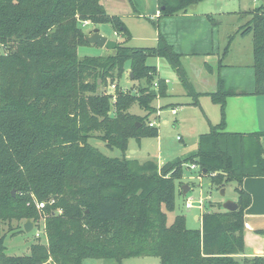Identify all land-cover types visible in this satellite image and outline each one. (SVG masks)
Segmentation results:
<instances>
[{
    "label": "trees",
    "instance_id": "16d2710c",
    "mask_svg": "<svg viewBox=\"0 0 264 264\" xmlns=\"http://www.w3.org/2000/svg\"><path fill=\"white\" fill-rule=\"evenodd\" d=\"M201 1L157 0L158 21ZM245 15L249 20L228 37L225 51L235 34L251 37L252 95H264V6ZM85 22L109 25L121 41L106 54L79 58L77 49L88 45ZM128 39L123 20L109 15L100 0H0V225L11 230L16 222L18 233L26 220L36 225L43 219L46 239L45 245L31 244L28 255L8 256L0 234V264L120 263L131 257H156L159 264H264L262 256L240 257L243 211L250 203L242 183L264 177V132L225 131L226 98L248 93L228 89L218 78L216 92L207 96L219 108V121L198 135L194 152L161 166L127 159L129 140L159 135L148 118L166 85L151 60L168 63L189 105L198 106L200 97L165 35L158 31L155 46L146 48L129 47ZM125 72L131 74L129 91L119 85ZM111 85L113 94L106 90ZM134 105L144 116L129 112ZM92 138L120 157L104 155ZM192 164L210 187L233 186L237 194L235 211H205L198 230L187 228L183 215L167 222L182 194L185 165ZM44 202L40 213L36 203Z\"/></svg>",
    "mask_w": 264,
    "mask_h": 264
},
{
    "label": "crops",
    "instance_id": "0c3cea01",
    "mask_svg": "<svg viewBox=\"0 0 264 264\" xmlns=\"http://www.w3.org/2000/svg\"><path fill=\"white\" fill-rule=\"evenodd\" d=\"M100 2L109 15L118 16L123 22L141 18H148L151 24L159 22L157 30L167 37L174 51L181 55L180 62L183 71L193 90L200 94L198 106L189 105L191 100L187 97L176 73L168 63L162 58L151 60V63L156 67L157 78L164 80V82L167 81L165 83L166 96L158 98L152 104L156 109V117L166 107H170L171 111H176L174 116L185 107H196L206 110L207 116L205 117L208 126L217 124L219 108L211 102L207 94L216 92L218 78H220L226 88L236 92L248 93L247 95H235L226 98L225 131L230 133L264 132V95H252L254 90L252 47L244 46L246 47L244 48L241 46L240 54L234 60L226 62L232 55L234 42L240 36L235 34L228 50L225 51L229 36L226 44L222 47L218 38L217 26L222 21L215 24V19H218L216 15L199 12L190 13L188 7L184 13L158 21L157 0H100ZM113 35L116 39H120V36L115 32ZM245 38L242 37V39ZM153 46L155 45L151 47ZM128 75L129 73H125L122 78L126 86L132 85L126 79ZM208 103L214 106L216 110ZM164 124L167 122L165 121ZM134 159L138 160L135 157ZM145 160L148 159L138 161L143 162ZM156 162L159 165L165 163L158 160ZM242 189L249 195L250 203L243 211L244 248L240 257H264V177L245 178ZM193 219L199 222V228L196 229H200L199 217L194 216Z\"/></svg>",
    "mask_w": 264,
    "mask_h": 264
},
{
    "label": "rangeland",
    "instance_id": "374dc122",
    "mask_svg": "<svg viewBox=\"0 0 264 264\" xmlns=\"http://www.w3.org/2000/svg\"><path fill=\"white\" fill-rule=\"evenodd\" d=\"M261 5L264 6V0H202L195 5H191L188 8V12L216 15L218 19H215V24L222 21L220 24H217V26L219 34L218 38L221 46L224 47L227 42V37L233 35L239 27L249 20L250 16L245 15V13L254 11ZM243 13L244 15H242ZM124 22L126 27H128L127 29H129V39L126 42L127 46L146 48L156 44L158 30L157 27L153 26L151 22L148 21V18H141L132 21L125 20ZM94 29H97L99 33L108 40L116 42L121 41L120 39L115 38L112 28L109 25L94 26L87 24L84 26L83 30L87 36L88 33ZM241 46H247V48L252 47L251 37L247 36L245 39L237 37V40L234 42L232 55L226 60V62L234 60L235 57L240 54ZM106 52H108V50L104 48H99L95 45H87L77 49V56L79 58L85 56H98L106 54ZM126 79L129 81V75ZM119 85L125 91L131 89V84L126 86L124 80H121ZM133 88H136V85H134ZM106 90L108 93L113 92L109 87H107ZM132 92H134V90ZM208 105L211 106L210 103H208ZM211 107L215 109L214 106ZM205 111L206 110L203 108L185 107V109H182L181 112L179 111L178 114L174 116L171 108L166 107L158 113V117H155V114L150 115L148 122L154 123V126L157 127L159 137L143 138L140 141H135L133 139L129 140L126 158L134 160L135 157L138 160L153 159L155 161L167 162L175 158L188 156L196 149L197 135L209 131L207 118L205 117L207 114ZM129 112L137 116H144L145 114L144 111L140 110L135 105ZM165 121L167 124H164ZM90 143L106 156L120 157L121 155L120 151L117 149L112 151L108 150L105 147V144L100 140L92 138ZM130 151L136 153H130ZM163 164L164 163L160 165L158 164V166ZM192 165H185V168L188 170H184L183 176L179 180V191L180 193L182 192V186H187L188 190L185 195H176L175 210L172 213H167V222L171 223L176 215H183L186 218L187 228L196 229L199 228V222L194 221L193 217H200V214L196 208H184L187 198H191L195 202L199 200L202 201L205 212L217 210L219 207L222 208V205L227 201L236 203L237 194L234 191L233 186H227L225 187L224 196H221L219 190L215 189V187H210L209 180L206 177H199V175H201L200 172L198 169L193 170L191 168ZM37 204L39 203H36V209L41 213V210L44 207L41 209L37 208ZM211 204L214 206L211 207ZM58 213L60 214V212ZM42 216L45 217L46 215ZM42 225L43 219H40L36 225H34L33 230L29 233H16L14 230L18 226V223L16 222L11 223V230H9L6 225H0V234H5L3 241L5 254L8 256L28 255L31 244L39 243L45 245L46 239L43 237ZM36 233H38L40 237H35ZM84 264H159V262L156 257H131L122 260L120 263L114 259H108L97 262L85 261Z\"/></svg>",
    "mask_w": 264,
    "mask_h": 264
},
{
    "label": "water",
    "instance_id": "95a60500",
    "mask_svg": "<svg viewBox=\"0 0 264 264\" xmlns=\"http://www.w3.org/2000/svg\"><path fill=\"white\" fill-rule=\"evenodd\" d=\"M84 41L88 45H95L98 46L99 48H104L108 51H111L115 49L116 47V41L113 40H108L106 37L101 35L97 29L92 30L91 32L88 33L87 36H85ZM129 77H131V74H129ZM188 190L187 186H182V194L185 195ZM225 189L222 188L220 190V195L224 196ZM14 192H11V195H13ZM222 209L225 211H235L237 209V205L234 202L227 201L222 205ZM34 228V223L31 222L30 220H26L23 224V232L29 233L33 230Z\"/></svg>",
    "mask_w": 264,
    "mask_h": 264
},
{
    "label": "built area",
    "instance_id": "2783aa9c",
    "mask_svg": "<svg viewBox=\"0 0 264 264\" xmlns=\"http://www.w3.org/2000/svg\"><path fill=\"white\" fill-rule=\"evenodd\" d=\"M85 25H87V22L84 23V26ZM165 83H167V81H165ZM154 88H156V84H154ZM109 89L114 92L115 86L114 85H111V86H109ZM123 91H125V90L123 89ZM113 92H110V93H113ZM172 114H176V111L175 110H172ZM153 125H154V123H150L149 124V126H153ZM191 168L193 170H197V167L195 165H192ZM43 207H44V203L37 204V208H40L41 209ZM203 207L204 206L202 204V201L199 200V201L195 202L191 198H187L186 201H185V204H184V208L185 209H193V208H196L198 210L200 216L204 212V208ZM42 232H43V225H42ZM35 235H36L35 237H37V238L40 237L38 233H36ZM43 237H44V234H43ZM47 264H53V263H51L49 261V262H47Z\"/></svg>",
    "mask_w": 264,
    "mask_h": 264
}]
</instances>
